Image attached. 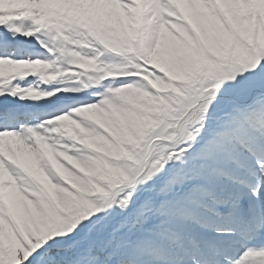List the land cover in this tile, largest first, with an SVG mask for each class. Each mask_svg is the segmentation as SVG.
Returning a JSON list of instances; mask_svg holds the SVG:
<instances>
[{"label":"snow or ice","instance_id":"snow-or-ice-1","mask_svg":"<svg viewBox=\"0 0 264 264\" xmlns=\"http://www.w3.org/2000/svg\"><path fill=\"white\" fill-rule=\"evenodd\" d=\"M0 264H264V0H0Z\"/></svg>","mask_w":264,"mask_h":264}]
</instances>
